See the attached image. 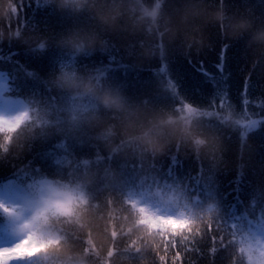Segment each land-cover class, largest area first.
<instances>
[{
    "label": "trees",
    "instance_id": "16d2710c",
    "mask_svg": "<svg viewBox=\"0 0 264 264\" xmlns=\"http://www.w3.org/2000/svg\"><path fill=\"white\" fill-rule=\"evenodd\" d=\"M156 3L153 25L141 9ZM240 21L250 27L238 30ZM261 32L264 0H86L79 10L73 0H0L4 95L27 107L15 126L0 125V188L27 192L43 178L80 185L88 229L59 230L72 252L88 250L87 264H260ZM64 74L121 97L122 110L58 87ZM169 117L176 132L162 153L126 139ZM137 217L148 231L132 227ZM9 228L0 223V242ZM25 255L35 253L9 258Z\"/></svg>",
    "mask_w": 264,
    "mask_h": 264
},
{
    "label": "clouds",
    "instance_id": "9594fccd",
    "mask_svg": "<svg viewBox=\"0 0 264 264\" xmlns=\"http://www.w3.org/2000/svg\"><path fill=\"white\" fill-rule=\"evenodd\" d=\"M73 2L79 10L86 0H73ZM160 12L159 3L151 8L143 7L141 18H147L155 25ZM119 15L117 7L114 15L102 19L107 23L109 20L114 21ZM220 18V14H217V19ZM236 27L243 31L247 30L250 24L247 21H240ZM257 38L264 40V32L259 33ZM43 47L44 45L41 44L40 48ZM84 50L83 44L75 46L77 53ZM57 86L72 91L75 95L92 96L98 99L105 109L121 111L123 108L121 97L107 91L101 94L97 85L91 81H77L72 76L64 74L58 77ZM176 123L177 121L171 117L157 120L137 136H126V139L138 142L149 153L159 154L166 147V137L176 132ZM111 129L112 126L108 130L110 133ZM180 131L182 132L183 129L181 128ZM87 204L88 201L80 185L69 186L47 178L41 179L32 190L23 193L16 203L0 200V223L10 224L8 238L14 242L12 249L35 253L34 256L25 255L22 259H10V249H0V264H22V261L31 259H42L49 264H87L85 258L89 254L88 250L83 253L72 252L66 236L59 230L60 225H75L77 228L87 230ZM149 215L156 214L149 212ZM179 218L191 222V218L186 217L183 212L179 214ZM149 223L137 217L132 227H142L144 231H148ZM132 227L128 228L129 232L132 231ZM151 227H155L154 222L151 223Z\"/></svg>",
    "mask_w": 264,
    "mask_h": 264
},
{
    "label": "rangeland",
    "instance_id": "374dc122",
    "mask_svg": "<svg viewBox=\"0 0 264 264\" xmlns=\"http://www.w3.org/2000/svg\"><path fill=\"white\" fill-rule=\"evenodd\" d=\"M8 78L0 73V125L13 127L15 126L26 114L27 107L23 101L19 102L13 99H7L4 95L7 90ZM246 130H252L258 126V122H245L242 123ZM21 187L16 184H11L6 187L0 188V200L8 203H16L19 201L20 196L25 193ZM258 233L255 239V247L252 248V255L254 259H258L260 264H264V232ZM13 241L0 242V249H10V254L20 252L22 250L12 249ZM257 261V262H258Z\"/></svg>",
    "mask_w": 264,
    "mask_h": 264
}]
</instances>
